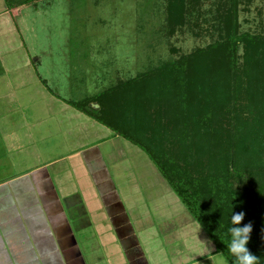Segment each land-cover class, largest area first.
Here are the masks:
<instances>
[{"label":"rangeland","instance_id":"rangeland-1","mask_svg":"<svg viewBox=\"0 0 264 264\" xmlns=\"http://www.w3.org/2000/svg\"><path fill=\"white\" fill-rule=\"evenodd\" d=\"M186 1L194 9L183 23L179 0H0V9L5 7L0 11V179L33 165L25 164V150L36 154L35 163L62 155L67 165L60 166L66 170L69 158L99 143L123 195L142 202V221L151 230L143 247L151 264H158L156 258L159 264H230L143 151L67 102H80L218 41L213 2ZM172 2L179 22L170 26ZM238 22L241 32L264 35V0H241ZM180 96L175 99L182 100ZM207 99V114L225 117L213 121L218 130L212 134L213 153L200 157L204 164L219 165L221 144L228 143L231 133H264L263 113L246 91L236 97L237 104H228L225 115L221 99L213 93ZM245 145L247 150L239 151L242 165L252 146ZM17 157L12 169L10 162ZM69 176L67 185L61 184L74 189ZM110 247L88 256L110 264Z\"/></svg>","mask_w":264,"mask_h":264},{"label":"trees","instance_id":"trees-1","mask_svg":"<svg viewBox=\"0 0 264 264\" xmlns=\"http://www.w3.org/2000/svg\"><path fill=\"white\" fill-rule=\"evenodd\" d=\"M179 1L184 23L194 8ZM211 1L217 8L219 33L214 44L70 103L148 156L216 252L230 264H235L227 248L230 218L243 212L240 226L252 225L247 247L259 258L258 264H264V133L255 136L249 130L241 137L231 133L228 143L221 144L224 158L219 165V161L204 164L201 160L204 152L213 153L212 134L218 131L213 121L225 117H220L221 112L207 114L204 101L211 93L221 99L225 115L228 104H237L236 97L246 91L264 121V35L240 31L241 0ZM174 6L172 2L168 7L170 26L179 22ZM180 94L182 100L175 99ZM198 94L203 98L198 100ZM246 141L252 146L242 165L239 151L247 150Z\"/></svg>","mask_w":264,"mask_h":264},{"label":"crops","instance_id":"crops-1","mask_svg":"<svg viewBox=\"0 0 264 264\" xmlns=\"http://www.w3.org/2000/svg\"><path fill=\"white\" fill-rule=\"evenodd\" d=\"M25 153V164L33 165L0 179V264H102L98 256H88L101 246H111L106 256L110 264H151L143 247L151 230L142 221V202L123 195L99 143L69 158L66 170L60 166L66 161L62 155L35 163L36 154ZM69 174L74 189L64 186Z\"/></svg>","mask_w":264,"mask_h":264},{"label":"clouds","instance_id":"clouds-1","mask_svg":"<svg viewBox=\"0 0 264 264\" xmlns=\"http://www.w3.org/2000/svg\"><path fill=\"white\" fill-rule=\"evenodd\" d=\"M244 213L231 215L228 232L231 239L227 245L229 253L235 258V264H258L259 258L252 254L247 247L252 232L251 223L240 226L244 220Z\"/></svg>","mask_w":264,"mask_h":264},{"label":"water","instance_id":"water-1","mask_svg":"<svg viewBox=\"0 0 264 264\" xmlns=\"http://www.w3.org/2000/svg\"><path fill=\"white\" fill-rule=\"evenodd\" d=\"M97 108V107H96Z\"/></svg>","mask_w":264,"mask_h":264}]
</instances>
